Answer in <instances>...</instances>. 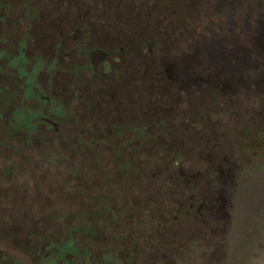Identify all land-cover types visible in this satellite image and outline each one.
I'll list each match as a JSON object with an SVG mask.
<instances>
[{
  "label": "flooded vegetation",
  "instance_id": "flooded-vegetation-1",
  "mask_svg": "<svg viewBox=\"0 0 264 264\" xmlns=\"http://www.w3.org/2000/svg\"><path fill=\"white\" fill-rule=\"evenodd\" d=\"M185 2L0 0V120L6 134L24 135L2 146L21 156L15 160L20 168L66 172L59 179L25 177L17 190L11 185L7 207L16 214H64L60 225L69 231L64 238L29 235L25 244L0 248V264L203 261L200 248L192 252L180 237L169 239L173 231L204 225L195 201L201 192L189 194L188 184L210 171L202 165L220 151L190 127L197 120L204 126V115L195 110L190 121L189 106L187 116L177 108L179 96L208 83L211 95L204 97L219 105L221 90L235 92L236 81L219 75L221 51L228 48L213 38L202 34L195 45L178 49L167 42L172 31L150 28L157 21L166 28L185 24ZM156 38L164 40L160 46ZM199 63L212 64L209 79ZM153 70L164 75L170 96L149 89L158 85L149 79ZM36 135L42 158H25ZM254 170L258 175L264 168ZM15 171L11 183L20 179ZM157 231L165 232L157 238Z\"/></svg>",
  "mask_w": 264,
  "mask_h": 264
},
{
  "label": "rangeland",
  "instance_id": "rangeland-1",
  "mask_svg": "<svg viewBox=\"0 0 264 264\" xmlns=\"http://www.w3.org/2000/svg\"><path fill=\"white\" fill-rule=\"evenodd\" d=\"M196 1L198 5L194 9ZM185 6L190 9L185 24L175 26L173 23V28H166V23L157 21L151 23L150 28L172 31L167 42L178 49L195 45L202 34L213 38L210 39L212 43L229 49L221 51L219 75L223 80L235 77L236 82L232 81L235 92L228 95L221 90L219 105H213L204 97L211 95L212 84L205 83L199 90L193 88L180 93L179 101L183 102L178 105V110L187 116L188 105L190 121L193 111L203 113L205 125L201 126L196 119L190 127L200 131L205 144H218L220 156L216 157L219 160L215 158L213 162L202 165L203 168L208 166L211 172L194 176L188 184L189 194L201 192L195 201L202 206L204 225L198 231L191 226L188 230L173 231L169 240L174 242L180 237L181 244L187 241L192 245V252L195 247L200 248L203 261L199 264H264V171L257 175L258 171L254 170L261 166L264 168V0H186ZM163 41L158 38L157 45ZM202 66L199 63L196 68L209 79L212 64H204L203 69ZM149 73L154 75L149 79L158 84L149 88L151 92L157 97L170 96L169 85L163 81L164 75L156 70ZM191 96L198 101L194 103ZM187 99L188 103L185 102ZM3 127L4 121L0 120V248L7 250L15 248L14 245L25 244L24 240L29 235L64 238L69 232L67 226L60 225L64 214L9 212V200L5 195L11 190V185L17 190L25 177L45 174L59 176V179L66 172L64 167H18L15 160L21 156L6 150L2 143L21 142L24 135L6 134ZM192 128L189 138L192 137ZM40 136L34 137L32 148L23 150L25 158H42ZM14 170L17 173L15 180L18 176L20 179L11 183L9 173ZM193 170L196 173L199 168L194 167ZM164 232L157 231L154 236L158 238ZM157 244L162 243L157 241ZM193 259L189 264H197L195 256Z\"/></svg>",
  "mask_w": 264,
  "mask_h": 264
}]
</instances>
